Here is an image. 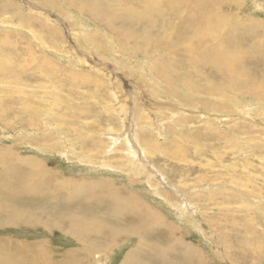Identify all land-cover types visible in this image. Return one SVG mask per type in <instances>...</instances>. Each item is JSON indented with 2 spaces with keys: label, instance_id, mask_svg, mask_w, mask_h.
Segmentation results:
<instances>
[{
  "label": "rangeland",
  "instance_id": "374dc122",
  "mask_svg": "<svg viewBox=\"0 0 264 264\" xmlns=\"http://www.w3.org/2000/svg\"><path fill=\"white\" fill-rule=\"evenodd\" d=\"M44 1L0 2L6 7L0 15L14 22L1 26L0 35L10 31L20 47H28L18 63L26 76L19 90L0 75V157L5 152L11 163L39 161L53 185L8 200L13 212L0 207V264H124L127 254L133 263L147 264L150 253L157 255L151 264H160V251L170 252L167 264H190L185 258L191 256L194 264H264V106L249 94L240 101L220 92L211 86L215 75L205 82L192 76L198 88L159 79L156 57L122 50L119 36L74 5ZM239 2V9L231 4L223 13L264 24V0ZM23 16L37 22L33 36ZM244 70L253 88L264 85L263 77ZM201 130L215 135L214 146L193 151L188 145ZM174 143L183 145L184 161L175 157L180 149ZM85 182L104 184L87 185L86 192ZM131 197L158 214L151 220L160 231L127 234L137 225V213L113 215L109 209ZM104 214L113 215L107 223L129 237L108 241L93 235L83 242L68 229L73 220L101 222ZM82 221L74 222L76 229ZM169 231V243H161Z\"/></svg>",
  "mask_w": 264,
  "mask_h": 264
},
{
  "label": "bare ground",
  "instance_id": "6f19581e",
  "mask_svg": "<svg viewBox=\"0 0 264 264\" xmlns=\"http://www.w3.org/2000/svg\"><path fill=\"white\" fill-rule=\"evenodd\" d=\"M63 1L74 5V7L83 14L89 15L94 20L105 25V27L107 26L111 33L116 34L121 39L122 50H128L144 59L146 55L156 57L157 59L153 70L159 79L164 78L168 82L180 81L186 86L195 88L196 85L191 79L192 76H196L202 82H205L212 79V76L215 75L218 77L217 83H213L211 86L215 85L216 89L220 92H232L240 101L243 100L240 95L249 94L251 97H254L255 102L264 106V85L253 88L251 83L248 84L247 74L244 70L246 68L250 74L263 77L264 79V35L262 34V32H264V24L262 25L251 21L239 22L234 20L233 17L223 13L224 8L228 6L232 7L231 4L235 5L234 9H239L241 6L239 0ZM47 2L53 3L54 0L44 1L45 4H47ZM3 6L4 5L0 3L1 15L4 13L3 9L6 8ZM21 19L22 22L26 24V26H24L25 29L33 36V32L36 31L34 28H36L35 24L37 22L34 23L31 17L29 18L26 16H23ZM229 22L234 23L233 27H231L229 32L225 35L220 34L219 32H221L223 27H226ZM12 23H14L13 19H10L8 16L0 17V28L1 26H10ZM41 31L48 36L49 29H45L44 27ZM8 32V34L0 35V46H2L3 43L7 45L6 48H0V75H2V78L11 80L14 85L12 89L18 91L21 78H26L23 72L25 66L19 65L18 63L21 55L28 47L27 45L20 47V42L16 39L17 35L15 36L12 32ZM261 35L262 38L260 37ZM251 41L252 44L247 45V43ZM162 50L171 56L169 60L165 61L159 56V52ZM72 51L73 49L71 52ZM167 62L172 64L170 66L162 65ZM202 67H208L212 69V71L207 73ZM182 68H190L192 73L185 75L182 73ZM34 70L35 69L32 71ZM142 80V77H140L137 83L142 85ZM247 84L249 85L248 89ZM137 95L138 90L136 89L133 96ZM146 95L149 96L150 91H146ZM191 139L190 142L192 144L188 146L191 150L197 151L204 147L212 148L214 145L210 142H214L216 138L213 133L201 130ZM174 146L180 149V153L178 151L174 152L175 157H177L178 161H184L185 159L182 153L183 145H181V143H174ZM167 153L168 152L164 153V155L168 157L169 155H167ZM4 154L6 153H1L0 157V207L2 210V206L7 207L13 212L14 207L10 208L7 205L8 200H12L13 197L22 196L23 194H37L53 185H49L51 181L46 178V171L43 170L44 167L39 161L33 158H28L26 160H19L16 158V160L11 163L9 162L10 159ZM130 154L132 155V153ZM10 155L11 159L15 157L12 154ZM208 162L210 163V161ZM140 167H135L132 170L136 171ZM127 168H129V166L125 169ZM30 181H34V185H32ZM85 184L84 190L87 192L91 188L87 185L97 187L96 184H99V186L102 187L104 183L88 184V182H85ZM58 189H61V184L56 186L55 190ZM72 198L75 197L72 196ZM249 198L251 199L252 197ZM252 199L255 200L254 198ZM130 200H128L129 203L116 201V206H114L113 209H109L113 215L122 214L129 210L137 213V216L135 218L133 217V220L137 221V225H134L132 230H129L127 234L133 233V235L137 234V236H139V233H141L143 237L147 235L148 231L153 232L158 230L153 229L154 224L151 220L158 219V214L151 209H146L135 197H131ZM113 215L104 214L103 216L105 219L103 221L88 224L84 223L82 220L76 219L71 222L68 229L83 242H85V239L88 237H93V235L108 241H112L119 235H121L120 237H124V235H126L125 237H129L125 233L120 234L123 231L114 226L111 227L109 223H107L108 221H114ZM76 221H82L83 227L76 229L74 226V222ZM91 225H95V231L91 228L89 229ZM139 225H142V228L145 230H139ZM171 233L172 231H169L170 236L167 238L165 235L162 236V238L160 237L161 243H169ZM160 240L156 238V242L159 243ZM148 243L149 242H147V244ZM175 243L181 248L186 245L180 241H176ZM96 245L95 243V245L93 244L90 246L93 251L97 248ZM142 246L139 245V247ZM159 247L164 248V246L161 245ZM134 249H136V247H134ZM169 249L172 250V247ZM239 251L247 255V250L244 248H240ZM169 254V251H160L158 254V262L160 264H167L166 255ZM154 256L156 258L157 255H153V253L147 254L144 256L145 262L147 264L155 262ZM185 259L187 260L186 262L194 264L193 256L186 257ZM123 263L136 264L133 263L129 254L126 255Z\"/></svg>",
  "mask_w": 264,
  "mask_h": 264
},
{
  "label": "crops",
  "instance_id": "0c3cea01",
  "mask_svg": "<svg viewBox=\"0 0 264 264\" xmlns=\"http://www.w3.org/2000/svg\"><path fill=\"white\" fill-rule=\"evenodd\" d=\"M154 263H156V262H154Z\"/></svg>",
  "mask_w": 264,
  "mask_h": 264
}]
</instances>
